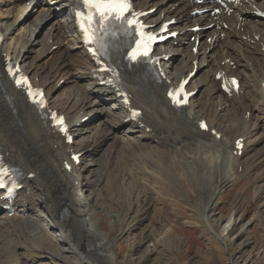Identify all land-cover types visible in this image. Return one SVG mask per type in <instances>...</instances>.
<instances>
[{
	"label": "bare ground",
	"instance_id": "bare-ground-1",
	"mask_svg": "<svg viewBox=\"0 0 264 264\" xmlns=\"http://www.w3.org/2000/svg\"><path fill=\"white\" fill-rule=\"evenodd\" d=\"M0 4V11L3 7L7 8L5 13H0V35L3 37L0 44V150L6 156L7 162L17 168L24 185L18 198L7 210H2V206L8 204L0 197V255L10 253L14 257V264H39L38 259L51 256L53 260H57L55 264H72L71 257H63L66 253L78 256L76 264L115 263V260H111L114 258L113 246L107 237L102 235L99 222L94 221V217L95 211L100 208L103 209V217H107L109 212L106 211L114 204L109 196L114 193L116 176L104 177L103 170L109 169L112 164L115 172L120 169L122 175L125 168L122 161H126L127 154L131 157L138 153L135 158L145 162L147 166H153L154 169L158 158L151 154V151L146 152L148 147L154 145L153 148L161 154L165 162L171 161V157L180 161L181 170L187 167L192 175L200 180L203 192H209L206 194L211 196V200L221 191L225 180H234L237 173L247 174L249 170L254 171L259 168L258 164L264 162V143H259L264 141V53L261 51V47L264 49V19H253L248 4L236 11L237 18L230 20L232 26L226 32L223 24H220L226 20L223 15L190 16L191 0H144L137 3V7L142 11L157 7L158 14L151 16L149 22L156 24L154 30H157L162 22L174 18L178 23L176 29L181 33L177 37V46L168 43L165 52L156 53L161 57L162 75L165 79L163 76L153 78L143 66H133L123 71L122 86L131 96L130 107L143 113L137 122L127 119L128 112L121 103V97L117 96V91L101 85L98 67L92 63L80 43V38L73 32L75 4L71 0H2ZM255 5L264 11V0L256 1ZM147 6L149 7L146 8ZM53 16L61 22V37L68 39L67 45L58 55H64L60 67L69 61L79 67L75 76L71 77V83L74 85L72 88L76 92L72 90L73 93L67 97L70 103L76 98L75 103L69 111L65 108L66 105L59 110L68 125V134L73 136L72 143H67L65 138L53 133L49 121L41 119L37 111L26 103L19 90L11 87L3 73L4 61L9 58L18 62L19 68L29 75L35 86L43 90L49 88L48 94L55 92L51 79H55L58 72L52 70L46 78L42 74L47 72L49 66L43 67L41 64L47 62L49 65L48 61L54 60L56 52L52 51V46L56 44L60 47V39L55 34H49L47 40L53 39L55 44L48 45L44 38L36 36L33 48L39 46L40 49L36 51L34 60L32 59L34 63H27L29 54L34 52L30 48L33 46L31 39L35 31L38 28L42 30L46 21ZM32 17L35 18L34 21ZM239 18L245 21L243 32L237 29L240 25ZM20 23L23 24L19 25ZM195 25H201L204 29L201 31L205 33L190 32ZM223 33L226 39L220 41ZM46 35L45 32L44 36ZM204 35L205 39H211L209 44L203 39ZM193 36L201 38L198 55L191 52L194 43H185L188 37ZM210 49L212 50L206 54V50ZM166 56L170 57L166 60ZM114 58L125 66L121 59L116 56ZM46 59L48 61H45ZM197 60L200 67L198 66L197 72L189 79L188 86L192 92L197 90L198 93L202 90L206 94L205 97L208 96V103L198 102L194 107L192 100L188 108L171 109L165 99L167 79L178 83L181 78L189 77L193 69L191 63H196ZM231 62L236 66L235 70H232ZM171 64H174L172 72ZM223 74L239 79L243 91L240 97L227 98L220 92V84L214 78L216 75L223 77ZM216 95L220 96L223 109L231 112L233 117L229 120L230 123L224 126V121H220L222 117L214 109ZM48 102L50 103L49 100ZM230 104H237L238 108L228 106ZM51 109L57 110L56 107ZM240 111L243 115L250 113V118L237 119L236 115ZM85 117L88 120L81 122ZM94 121L98 122L95 129L90 127V123ZM201 121L206 122L207 132L200 129ZM141 123L143 128H140ZM118 135H122L126 141L122 146L126 151L124 158L120 156L122 149L115 146ZM239 139L243 141V148L238 154L235 142ZM252 150L259 151L255 153ZM100 151L105 153L103 164H97V161L91 158ZM251 153H255L254 156ZM74 154H80L78 164L72 160ZM117 157L121 158V163L113 165ZM247 159H251L253 164H246ZM64 164L70 165V169H66ZM226 164L231 167L233 173L229 178L224 176ZM255 165L258 167L254 168ZM109 173L110 171L107 175ZM87 186L90 192L84 198L82 194ZM260 189L257 190L259 195L264 193V188ZM9 212L14 213L11 216L13 220L8 216ZM120 216L117 213L116 218L119 221L116 222L121 221ZM14 222L16 226L13 225ZM37 232L41 233L37 238L38 244H29L28 240L27 243L23 240L16 242L19 237L27 239ZM218 239L226 246L222 236H218ZM56 241L65 247L68 246V249L55 248ZM18 250L29 252V258L23 262L16 260Z\"/></svg>",
	"mask_w": 264,
	"mask_h": 264
},
{
	"label": "rangeland",
	"instance_id": "rangeland-1",
	"mask_svg": "<svg viewBox=\"0 0 264 264\" xmlns=\"http://www.w3.org/2000/svg\"><path fill=\"white\" fill-rule=\"evenodd\" d=\"M4 1L8 2V0ZM150 4L152 5L153 1H151ZM45 10L46 8L43 12H45ZM6 11L7 8L3 7L0 13H5ZM54 16H56V14H54ZM54 16L46 21L42 30L38 28L35 31L34 37L31 39V44L33 46L30 48V50L34 52L29 54L30 59L27 63H34L33 58L37 56L36 51L40 49L39 46L33 48L36 44V36L44 38V42L47 41L48 45L55 44V40H47L49 34H55L57 38L59 37L61 41L60 47L55 44L52 49V51L56 52L54 60L48 61L46 59L45 61L50 62L49 65L46 62L41 64V66H49L47 72L42 74L46 78H48L47 75L50 74L52 70L58 72L56 78L51 79V85H55V92L48 94L49 88L44 89V91L49 98L50 105L53 108L56 107L58 112H60L59 110L65 105L67 111L71 110L73 107L72 105L75 103L76 98L70 103L67 97L74 91L71 77L75 76L79 67L72 65V61L65 62L68 65L65 64L64 66L63 64L60 67L61 59H64V55H58L61 54V50L67 45L68 39L61 37L59 33L61 22ZM34 19L35 18L32 17L33 21ZM22 24L23 23H20L19 25ZM49 30L51 33H49ZM45 32L47 33V37L44 36ZM171 67L172 69L170 72H172L174 64H171ZM255 84H257L256 81ZM202 92V90L198 91L193 97L194 107L198 105V102H204V104L208 103L206 100L208 96L205 97L206 94L203 92L204 95ZM219 97V95L218 97L216 95L214 98V103L216 104V108L214 109H216L217 113L223 118H221L220 121H224L222 122V126H224L226 123H230L229 120L233 117L231 112H227V110L223 109L224 105H220L222 104L220 103L222 100H220ZM66 101L68 103L64 104ZM228 106L235 109L238 108L237 104H230ZM206 110L207 108L204 109V113ZM242 113L243 112L240 111V113L236 115V118L242 119L246 117L247 114H249L250 118V113L247 112L245 115ZM253 116H255V114H253ZM208 119L210 120L211 117ZM96 124L98 125V122L94 121L90 123V127L95 129L97 126ZM117 138L115 146L122 149L126 141L123 139L122 135H118ZM122 139L123 141H121ZM259 143L262 145L264 141H260ZM153 147L154 145L148 147V151L146 150V152L149 153L151 151L150 153L158 158L155 163L156 169L155 166L153 169V166H147L148 164L145 162L136 159L135 157L138 153H135V155L131 157H129L130 154L125 156L126 151L124 149L120 151L121 158H124V156L126 157V161H122L125 163V168H123L122 173L123 176L120 173V169L117 173L115 172L116 169L112 164L109 169H102L104 171V174L102 173L104 177L116 176V190L114 188V193L111 194L112 196H109L111 197L110 201H113L114 204L106 211L109 212L107 217H103L101 213L103 210L102 208L97 209L95 211L96 215L94 221L97 220L99 222V229L102 235L106 236L107 240L113 246L114 258L111 260H115V263H112L264 264V193L259 195L260 192H257L258 188H264V179L262 180V176L264 177V162L258 164L259 168L254 169V171L249 170L247 174L237 173L234 180H232V178L225 180L221 186V191L215 196V199L211 200V196L206 194L209 192H203L200 180L194 177L187 167L181 170L179 167L181 165L180 161L171 157V161L167 160L165 162L161 154ZM254 151L257 153L259 150H252V152ZM123 153L125 154L123 155ZM255 153H251V155L254 156ZM101 154L102 151L91 158L94 159L95 162L97 161V164H103L102 158H104L105 153ZM121 158L117 157L113 165L120 164ZM134 159H136V161H134ZM250 162L251 159L245 161L246 164H250ZM132 164L134 165L132 166ZM252 164L253 162H251V165ZM258 165H255L254 168L258 167ZM111 168H114V170L112 171ZM230 170L231 167L226 164L224 166V176L226 175L228 178L233 176L232 170ZM109 171L110 173L113 172V174L109 173V175H107ZM102 185H104V183L101 184L100 187H102ZM89 192L88 186L85 187L82 196L84 198L87 197ZM117 213L121 215L120 222H116V220L119 221L116 218ZM11 219L13 220L14 218L11 217ZM13 225L16 226V223L14 222ZM1 230L0 226V231ZM40 235L41 233L37 232L27 237V239H20L23 237H19L16 242L23 240L27 243L28 240L29 244L35 245V243L38 244L37 238H39ZM217 235L225 239L226 246H223ZM54 245L55 248L58 249H68V246L65 247L59 241H56ZM16 253L19 254L16 258L19 262H23L24 259L29 258V252L18 250ZM54 253H56V251H54ZM67 254L69 255V253H66L62 256L71 257V263L76 264L78 256H68ZM56 261L57 260L52 259V256L50 258L38 259L39 264H55L57 263ZM0 264H14V257H12L10 253H3V255H0Z\"/></svg>",
	"mask_w": 264,
	"mask_h": 264
},
{
	"label": "snow or ice",
	"instance_id": "snow-or-ice-1",
	"mask_svg": "<svg viewBox=\"0 0 264 264\" xmlns=\"http://www.w3.org/2000/svg\"><path fill=\"white\" fill-rule=\"evenodd\" d=\"M81 3L83 5V8L86 10V14L85 12L78 10L76 15L80 20L81 27L85 33L86 38H88L89 40L95 38L97 26L103 27L105 22L112 18H124L125 13L128 12L129 9L128 0H81ZM128 23L133 24L134 21L129 20ZM143 47L144 51L143 53H141V42L137 41V48L134 49L132 53H130V58L135 60L137 56L141 54L147 56V45H144ZM8 73L9 75H14L13 70L11 68L8 69ZM16 83L18 86L23 87L27 84V81L24 78H20L17 79ZM232 83H235V81H233ZM182 87L183 85H181V89ZM179 92L180 89H177L176 95L173 96V100L176 103L180 102L177 99V96H179ZM28 94L34 99V102L38 103L40 106H43L42 98L38 99V97H40V93L38 90L34 92L29 86ZM170 95L173 94L170 93ZM201 127H204V125L202 124ZM2 175L3 174L0 173V176ZM0 186H2V181H0Z\"/></svg>",
	"mask_w": 264,
	"mask_h": 264
}]
</instances>
